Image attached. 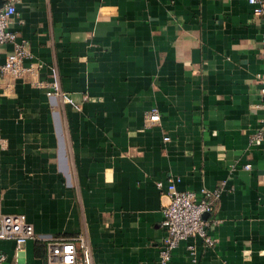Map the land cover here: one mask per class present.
Returning a JSON list of instances; mask_svg holds the SVG:
<instances>
[{
    "label": "crops",
    "instance_id": "0c3cea01",
    "mask_svg": "<svg viewBox=\"0 0 264 264\" xmlns=\"http://www.w3.org/2000/svg\"><path fill=\"white\" fill-rule=\"evenodd\" d=\"M16 10L8 29L41 64L0 84V205L33 226L25 264H45L47 240L77 237L92 264H154L171 177L180 191L222 188V223L213 248L184 241L168 264H264V146L252 139L264 134V16L244 0H17ZM52 67L78 110L46 97ZM154 107L160 123L147 127ZM0 252L17 262L13 242Z\"/></svg>",
    "mask_w": 264,
    "mask_h": 264
},
{
    "label": "built area",
    "instance_id": "2783aa9c",
    "mask_svg": "<svg viewBox=\"0 0 264 264\" xmlns=\"http://www.w3.org/2000/svg\"><path fill=\"white\" fill-rule=\"evenodd\" d=\"M252 8L253 16H264V0H244ZM17 0H0V84L6 77L18 79L25 76H35L41 64L33 62V56L26 40L18 39V36L9 31L11 20L16 16ZM12 46L10 52L5 53V47ZM259 58L264 60V35L259 42ZM28 62V64L26 63ZM50 80L46 87L47 98H57L64 104L79 109V106L69 95L61 90L58 71L52 67L49 69ZM259 94L264 98V76L258 75ZM264 111V102L261 105ZM160 114L157 108H152L147 114L146 126H158ZM264 125V118L262 119ZM253 141L264 146V134L258 132L253 136ZM168 141V138H163ZM251 165L246 164L244 170L249 171ZM179 178H169L165 187L167 204L163 207L161 227L165 235L160 243L158 257L154 264H168L171 261L174 250L180 243L187 240L199 239L205 249L215 246L217 240L210 234L212 227L219 226L222 221L214 217L215 204L220 199L222 188L215 190L202 189L198 193L180 191L177 189ZM158 190H162L163 184H156ZM33 226L27 222L23 214H6L0 205V241L13 242L15 256L23 251L28 241L35 240ZM188 250L194 255V247ZM7 257L0 252V264L5 263ZM13 264H18L14 262ZM45 264H92L91 253L85 241L80 238L70 240L53 239L45 244Z\"/></svg>",
    "mask_w": 264,
    "mask_h": 264
},
{
    "label": "water",
    "instance_id": "95a60500",
    "mask_svg": "<svg viewBox=\"0 0 264 264\" xmlns=\"http://www.w3.org/2000/svg\"><path fill=\"white\" fill-rule=\"evenodd\" d=\"M17 262L18 264H25L24 254L22 252L18 253Z\"/></svg>",
    "mask_w": 264,
    "mask_h": 264
}]
</instances>
